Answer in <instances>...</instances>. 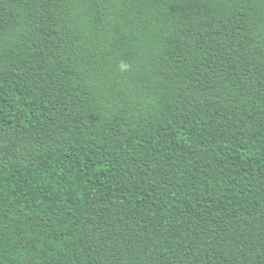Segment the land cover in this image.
Returning a JSON list of instances; mask_svg holds the SVG:
<instances>
[{"label":"trees","instance_id":"obj_1","mask_svg":"<svg viewBox=\"0 0 264 264\" xmlns=\"http://www.w3.org/2000/svg\"><path fill=\"white\" fill-rule=\"evenodd\" d=\"M0 264H264V0H0Z\"/></svg>","mask_w":264,"mask_h":264}]
</instances>
